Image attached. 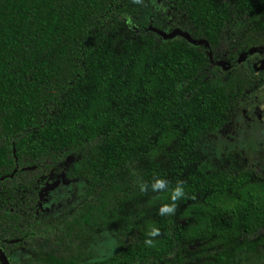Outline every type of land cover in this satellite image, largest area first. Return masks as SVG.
<instances>
[{
	"label": "trees",
	"instance_id": "16d2710c",
	"mask_svg": "<svg viewBox=\"0 0 264 264\" xmlns=\"http://www.w3.org/2000/svg\"><path fill=\"white\" fill-rule=\"evenodd\" d=\"M257 48L264 0H0L8 264H264V144L242 166L203 143L258 92Z\"/></svg>",
	"mask_w": 264,
	"mask_h": 264
},
{
	"label": "rangeland",
	"instance_id": "374dc122",
	"mask_svg": "<svg viewBox=\"0 0 264 264\" xmlns=\"http://www.w3.org/2000/svg\"><path fill=\"white\" fill-rule=\"evenodd\" d=\"M262 69L260 74H264V68ZM259 91L261 97L254 94L243 100L238 118L222 129L219 134L206 137L203 142L204 145L211 146L217 154H224L230 149L234 150L239 165L242 166H248L262 160L261 148L264 144V121L261 118V113L264 110V86ZM255 101H259L262 105L259 107L258 104V107L254 108L252 112L251 107ZM80 188L79 183H70L60 185L59 188L55 189L50 197L51 200L47 201V205L52 203L50 207L56 210L52 213H58L62 209L60 204L55 206L53 201L69 194H71V199H75L80 195ZM193 244L189 249L190 255L194 251L200 250L201 247L195 243ZM113 245V239L105 235L98 238L92 244V247L98 256H104L113 250ZM18 257L20 258L21 255H18Z\"/></svg>",
	"mask_w": 264,
	"mask_h": 264
},
{
	"label": "flooded vegetation",
	"instance_id": "af4514ba",
	"mask_svg": "<svg viewBox=\"0 0 264 264\" xmlns=\"http://www.w3.org/2000/svg\"><path fill=\"white\" fill-rule=\"evenodd\" d=\"M248 53L249 54L245 53V54L241 55L242 58H240L241 59L240 61L242 63L244 62L247 65L246 69L250 73L255 74L259 77L261 82L258 84V87L256 88L257 89L256 91H259V89L264 86V74H260L263 70L262 68H264V50H262L261 48H257V49L252 50V52H248ZM259 93L257 92L255 94V96L259 95ZM259 97H261V95ZM246 98H248V97H245L242 99L240 107L238 109V112L241 109L243 100H245ZM258 104H259V107H261L262 104H260L259 101H255V103L252 104V107H251L252 112H253L254 108L258 107ZM238 112L236 114L237 115L236 118H238ZM261 118H263L262 120L264 121V110L261 113ZM234 120L235 119H232V121L230 123H232Z\"/></svg>",
	"mask_w": 264,
	"mask_h": 264
},
{
	"label": "clouds",
	"instance_id": "9594fccd",
	"mask_svg": "<svg viewBox=\"0 0 264 264\" xmlns=\"http://www.w3.org/2000/svg\"><path fill=\"white\" fill-rule=\"evenodd\" d=\"M164 181L162 180H157L156 184L154 185V187H161L163 186ZM184 195V191L183 188L180 186L175 187L172 192H171V200L172 201H176L177 199L181 198ZM175 208V205H163L160 209H159V213L161 215L168 213V212H173ZM150 235L155 236L158 235V230L157 229H153L150 233ZM147 244H151V241L148 240L146 241Z\"/></svg>",
	"mask_w": 264,
	"mask_h": 264
},
{
	"label": "water",
	"instance_id": "95a60500",
	"mask_svg": "<svg viewBox=\"0 0 264 264\" xmlns=\"http://www.w3.org/2000/svg\"><path fill=\"white\" fill-rule=\"evenodd\" d=\"M178 32H179L178 30H173V31H171L169 33H165V32L159 31V33L162 34V36H164V37H171L175 33H178ZM239 59H240V57H239ZM0 262L2 264H8L7 258L5 257V255L2 252H0Z\"/></svg>",
	"mask_w": 264,
	"mask_h": 264
}]
</instances>
